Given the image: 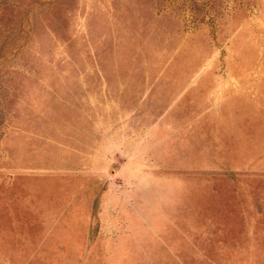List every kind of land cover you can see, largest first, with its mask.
<instances>
[{"label": "rangeland", "instance_id": "rangeland-1", "mask_svg": "<svg viewBox=\"0 0 264 264\" xmlns=\"http://www.w3.org/2000/svg\"><path fill=\"white\" fill-rule=\"evenodd\" d=\"M0 264H264V0H0Z\"/></svg>", "mask_w": 264, "mask_h": 264}]
</instances>
